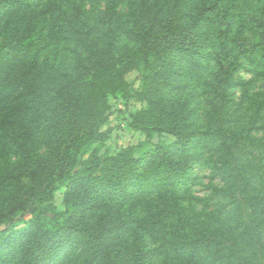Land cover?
<instances>
[{
    "label": "trees",
    "instance_id": "obj_1",
    "mask_svg": "<svg viewBox=\"0 0 264 264\" xmlns=\"http://www.w3.org/2000/svg\"><path fill=\"white\" fill-rule=\"evenodd\" d=\"M57 32L70 39L68 60L46 55ZM40 57L42 74L31 79ZM141 69V84L131 90L125 75ZM243 69L263 84L248 95V120L240 123L233 98L245 86ZM20 95L23 105L41 103L45 149L37 161L25 132L7 139L12 156L8 168L0 166V183H9L11 206L0 212V254L18 235L13 258L23 251L31 264L56 263L72 235L89 264H166L175 254L209 264H264V128L256 125L264 122V0H104L88 9L0 0V113ZM116 97L145 103L128 122L145 139L111 152L102 126ZM160 133L173 141L152 143ZM44 167L46 180L36 184L33 174ZM198 167L210 172L205 187L213 206L199 211L206 221L189 199ZM128 186L137 197L156 188L148 193L175 209L178 220L187 207L196 221L191 231L167 215L153 239L139 219L122 254L110 245V232L85 216L103 190L112 199L131 198ZM60 190L61 210L54 203ZM216 218L226 224L212 225Z\"/></svg>",
    "mask_w": 264,
    "mask_h": 264
},
{
    "label": "rangeland",
    "instance_id": "obj_2",
    "mask_svg": "<svg viewBox=\"0 0 264 264\" xmlns=\"http://www.w3.org/2000/svg\"><path fill=\"white\" fill-rule=\"evenodd\" d=\"M103 1L104 0H52V3L68 9L71 2H78L88 9L90 6L102 7ZM69 40V37L63 32L54 33L50 41V47L46 50V55L50 57L56 53V61L68 60V58H70ZM43 58L44 57L39 58V65L32 70L31 77L34 76L31 79H37L42 74V69L44 67H42V64H44ZM144 73L143 69H141L133 70L125 75V80L131 90H137L139 88ZM239 75L241 76V80L246 83L245 86H238L234 89L233 104L234 108H236L237 116H235V118L241 123L244 120H248V116L246 115L248 114V95L254 91H258L263 82L259 75L254 73L253 70L243 69L239 72ZM176 92L177 90L173 91V93ZM183 92L184 91H179L180 103L185 102ZM22 96H16L14 100L11 99V106L7 107L5 111L0 113V166L6 168L9 167L7 160L11 159L12 156L7 149V139L14 131L26 133L28 136V150L37 156V161L42 158V153L45 149V144L40 137V129L42 128L41 119L43 118L44 113L43 108L40 106L41 103L30 101L29 104H27L26 101L23 105V100H21ZM109 106L108 119L102 126V130L108 135L106 145L111 152L129 145H135L145 139L142 132L133 130L128 126V122L132 120L133 114L140 110L141 107L145 106L143 101L136 100L134 97H131L128 101H123L120 97L109 98ZM256 125L264 128L263 120ZM263 131L264 129H262V132ZM260 134L261 131L258 135ZM171 141H173V137L166 133L154 134L151 138L152 143L163 142L168 144ZM94 146L95 144L90 147V150ZM196 171L199 176L196 185L192 187L190 192V195L193 198L189 197V199L196 201L195 210H198V212L201 211L203 205H206L207 208L204 210L206 212L213 206V201L207 197L210 190L205 187L210 179V172L206 167H198ZM45 173L46 168L44 167L40 168V170H37L36 173L33 174V179H35L36 184H41L46 180ZM126 189H131L130 192L132 195L131 198L126 201H121L119 198L120 196L112 199L110 198L108 191L106 192L103 190V192L97 197L99 200L93 202V204L88 207L87 216H85L97 227L103 226L110 232L108 235L110 245L113 247H119L122 250V254L126 253L131 243L128 236L129 230H132L139 219H142L140 225L147 232L148 236H153V239L154 235L166 225L167 217L169 215L175 216L176 220H178L175 209L172 211L170 207H167L159 201L157 195L148 193L156 188H149L144 194L140 195V197H137L136 195V192L139 191L137 188L128 186ZM9 195V183H0V212H6L10 209L11 198ZM63 196V190L57 191L55 195L54 203L59 210L64 207ZM183 203L184 205H188V200H184ZM205 212H199V214L201 219L204 218L206 221V218L204 217ZM138 214L143 216H138ZM193 217L194 216L190 211L187 210V207L182 209L181 218L178 220L183 224V226L181 225L182 229L191 231L193 224L196 222ZM26 218L28 217H19L14 223L15 227L23 225V221ZM211 222L212 225H218V227L219 225L222 227V225L226 224L225 220L221 219L219 221L217 218L216 220L212 219ZM17 238H19L18 235L12 239V241H14L13 245L4 251L5 255L0 254V264H31V258L25 256L26 254L23 251L17 253L13 258V252L11 249L15 247ZM68 241L67 252L63 253L65 255L61 253L63 256L61 261L55 263V261H53L54 258L48 260L47 263L39 261L37 264H89L79 252L77 237L71 235L69 236ZM204 261V258L200 257L188 258L185 254H175L172 257H169V261L166 264H209ZM152 264H157L156 258L153 259Z\"/></svg>",
    "mask_w": 264,
    "mask_h": 264
}]
</instances>
